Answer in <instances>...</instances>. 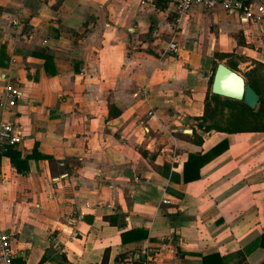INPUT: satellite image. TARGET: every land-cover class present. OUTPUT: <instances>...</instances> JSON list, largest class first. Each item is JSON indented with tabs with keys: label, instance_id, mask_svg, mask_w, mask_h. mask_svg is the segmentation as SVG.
<instances>
[{
	"label": "crops",
	"instance_id": "0c3cea01",
	"mask_svg": "<svg viewBox=\"0 0 264 264\" xmlns=\"http://www.w3.org/2000/svg\"><path fill=\"white\" fill-rule=\"evenodd\" d=\"M171 39L176 51H164ZM219 61L244 80L264 64V17L193 7L175 24L158 1L0 0V101L7 86L19 90L13 107H0L19 135L0 142L12 264H57L59 254L97 264L105 249L106 264L137 253L147 264H200L263 233L264 131L197 126ZM222 138L227 148L182 182L187 153ZM131 229L146 237L121 241ZM246 261L264 264V248Z\"/></svg>",
	"mask_w": 264,
	"mask_h": 264
},
{
	"label": "trees",
	"instance_id": "16d2710c",
	"mask_svg": "<svg viewBox=\"0 0 264 264\" xmlns=\"http://www.w3.org/2000/svg\"><path fill=\"white\" fill-rule=\"evenodd\" d=\"M221 56L218 55V58ZM230 64L229 68L234 69ZM245 82L248 83L258 96L257 102L253 108L248 107L241 100L221 97L209 92L211 76L208 78V89L203 100L202 115L197 121L198 128L203 132L217 131L225 134L238 132H255L264 131V64L258 61L252 63V67L244 71ZM117 114L110 113L109 116ZM193 143L201 145V136L193 134ZM227 148L225 138L220 139L205 150H196L187 153L186 159L182 163V182H188L199 177V168L211 159L216 157ZM167 167V166H165ZM172 177V176H171ZM174 178V177H173ZM178 179V178H174ZM118 216L107 217L109 222H116ZM147 232L141 229H131L120 233L121 241L126 240V236L133 235L134 238L142 239L146 237ZM254 247L264 248V232L259 234L253 241L249 242L242 249L235 251L231 255H220L210 253L201 256L200 264H248L246 254ZM176 253L182 257L181 252L176 248ZM127 254L116 257L115 260H123ZM152 253L148 252V256ZM60 259L57 264H67L63 255H58ZM130 255V264H147L149 260L145 255L137 253L136 257ZM107 251L103 252L101 261L97 264H106Z\"/></svg>",
	"mask_w": 264,
	"mask_h": 264
},
{
	"label": "built area",
	"instance_id": "2783aa9c",
	"mask_svg": "<svg viewBox=\"0 0 264 264\" xmlns=\"http://www.w3.org/2000/svg\"><path fill=\"white\" fill-rule=\"evenodd\" d=\"M161 2L168 5L173 13V22L178 23L179 18L186 11L193 7H199L203 10H210L215 7H221L225 11L237 12L238 19L241 22L248 20H260L264 17V5L258 1L250 0L245 3L242 0H139L141 4H154ZM177 44L171 39L167 42L164 51H176ZM19 97V90L12 86H7L0 101V107L9 109L16 104ZM150 113V111H149ZM19 141V135L8 121H0V142L14 144ZM165 202V200H162ZM12 236L4 229L0 228V264H12L13 251L11 247ZM136 257V254L135 256Z\"/></svg>",
	"mask_w": 264,
	"mask_h": 264
},
{
	"label": "water",
	"instance_id": "95a60500",
	"mask_svg": "<svg viewBox=\"0 0 264 264\" xmlns=\"http://www.w3.org/2000/svg\"><path fill=\"white\" fill-rule=\"evenodd\" d=\"M209 92L221 97L241 100L250 108L255 106L258 99L257 94L245 82L242 75L220 61L214 66Z\"/></svg>",
	"mask_w": 264,
	"mask_h": 264
}]
</instances>
